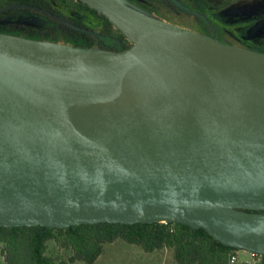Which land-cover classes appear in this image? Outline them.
I'll return each instance as SVG.
<instances>
[{"label": "water", "instance_id": "obj_1", "mask_svg": "<svg viewBox=\"0 0 264 264\" xmlns=\"http://www.w3.org/2000/svg\"><path fill=\"white\" fill-rule=\"evenodd\" d=\"M81 1L141 33L104 52L0 32V226L176 221L264 254V92L252 101L228 89L100 120L70 114L119 99L144 47L200 68L264 70V52L211 54L120 0ZM218 73L224 87L237 82Z\"/></svg>", "mask_w": 264, "mask_h": 264}, {"label": "rangeland", "instance_id": "obj_2", "mask_svg": "<svg viewBox=\"0 0 264 264\" xmlns=\"http://www.w3.org/2000/svg\"><path fill=\"white\" fill-rule=\"evenodd\" d=\"M120 1L153 19L184 29L198 30L211 38H220L230 45L253 48L252 50L260 52L264 50V0ZM41 3L42 8H29L33 12L31 17L19 20L16 18L18 14L12 11H18L22 7L10 0H0V32L71 46L93 43L94 47L90 48L91 50L104 52L122 51L115 48L127 49L134 44L124 30L108 18L110 22L96 18L92 28L81 26L72 12L77 11L87 16L90 13L79 8L77 0H42ZM109 36L115 39V47L109 46L107 40ZM1 250L2 246L0 264H7ZM49 253L65 258L71 255L70 250L59 251L54 242L50 243ZM237 254L239 264H254L244 252L239 251ZM93 264L177 263L173 258L172 249L146 252L138 245L119 239L113 243H106L103 253Z\"/></svg>", "mask_w": 264, "mask_h": 264}, {"label": "trees", "instance_id": "obj_3", "mask_svg": "<svg viewBox=\"0 0 264 264\" xmlns=\"http://www.w3.org/2000/svg\"><path fill=\"white\" fill-rule=\"evenodd\" d=\"M10 1L22 7L18 11H12L18 14L16 18L19 20L33 15L30 7L42 8V0ZM77 2L79 8L88 11L91 15L72 12L81 26L92 28L96 18L110 22L97 9L81 0ZM128 37L135 42L132 37L129 35ZM216 39L223 42L220 38L216 37ZM107 40L109 46L115 47L113 37L109 36ZM75 45L86 48L94 47L93 43ZM115 49L124 50L125 48ZM261 51L264 52V50ZM119 239L138 245L146 252L172 249L173 258L177 264H230L233 255L239 259L237 252L247 251L223 244L210 235L205 228H196L176 221L132 224L100 222L73 225L67 228H51L43 225L0 226L1 254L7 264H70L75 262L93 264L103 253L106 243H113ZM51 242L56 244L59 251L70 250L71 255L65 258L50 254ZM253 261L254 264H264V254H259Z\"/></svg>", "mask_w": 264, "mask_h": 264}, {"label": "bare ground", "instance_id": "obj_4", "mask_svg": "<svg viewBox=\"0 0 264 264\" xmlns=\"http://www.w3.org/2000/svg\"><path fill=\"white\" fill-rule=\"evenodd\" d=\"M112 15L115 22L136 42L141 30L124 15ZM156 37L152 36L149 41L155 40ZM178 42L183 46L215 55L242 51L239 46H226L206 34L191 29H186L179 36ZM139 55L142 62L120 82L119 99L108 102H81L71 108L70 114L75 118L88 115L94 120H100L174 100L197 98L228 89L240 91L252 101L258 99L264 92L263 69L215 64H207L206 68H200L153 47L142 48ZM219 70L227 71L237 82L229 87L222 86Z\"/></svg>", "mask_w": 264, "mask_h": 264}, {"label": "built area", "instance_id": "obj_5", "mask_svg": "<svg viewBox=\"0 0 264 264\" xmlns=\"http://www.w3.org/2000/svg\"><path fill=\"white\" fill-rule=\"evenodd\" d=\"M247 252H248L249 258H251L253 260H255L259 254H261V253L249 251V250H247ZM230 264H239V259L236 255H233L231 257Z\"/></svg>", "mask_w": 264, "mask_h": 264}, {"label": "crops", "instance_id": "obj_6", "mask_svg": "<svg viewBox=\"0 0 264 264\" xmlns=\"http://www.w3.org/2000/svg\"><path fill=\"white\" fill-rule=\"evenodd\" d=\"M240 252H244L245 256H249L247 251H240Z\"/></svg>", "mask_w": 264, "mask_h": 264}, {"label": "flooded vegetation", "instance_id": "obj_7", "mask_svg": "<svg viewBox=\"0 0 264 264\" xmlns=\"http://www.w3.org/2000/svg\"><path fill=\"white\" fill-rule=\"evenodd\" d=\"M1 23V22H0ZM5 23V22H4ZM195 31H197V30H195ZM199 32V31H198ZM201 33V32H200Z\"/></svg>", "mask_w": 264, "mask_h": 264}]
</instances>
